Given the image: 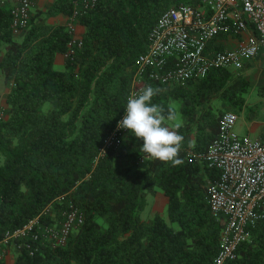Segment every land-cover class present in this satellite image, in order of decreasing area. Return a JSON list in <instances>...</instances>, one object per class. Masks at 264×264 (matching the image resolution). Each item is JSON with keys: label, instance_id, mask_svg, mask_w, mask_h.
<instances>
[{"label": "trees", "instance_id": "trees-1", "mask_svg": "<svg viewBox=\"0 0 264 264\" xmlns=\"http://www.w3.org/2000/svg\"><path fill=\"white\" fill-rule=\"evenodd\" d=\"M181 1L95 0L82 12V0H56L30 17L20 37L12 35L10 10L0 7V77L9 88L0 121V238L52 202L45 224L61 219L67 201L84 215L64 246L42 240L30 255L14 244L12 262L0 264H213L225 224L207 203L217 172L194 155L215 138L223 112L242 109L250 90L242 76L213 69L182 86L151 85L160 89L152 102L183 120L175 129L184 137L182 165L154 161L128 134L94 164L123 112L149 30ZM75 9L82 45L56 70L70 35L48 20ZM158 190L167 220L142 219L147 196ZM250 233L226 264H264V220Z\"/></svg>", "mask_w": 264, "mask_h": 264}, {"label": "built area", "instance_id": "built-area-1", "mask_svg": "<svg viewBox=\"0 0 264 264\" xmlns=\"http://www.w3.org/2000/svg\"><path fill=\"white\" fill-rule=\"evenodd\" d=\"M34 1L15 0L9 9L12 35L19 37L26 30ZM94 3L95 0H82V12ZM79 14L75 9L67 17L70 40L63 54L65 59L82 45L75 22ZM221 35L239 39L238 47L210 50L211 43ZM147 40L146 50L136 58L127 98L148 85L177 87L204 78L213 69L238 70L257 57L264 67V0H182L161 13ZM123 115L124 109L118 121ZM6 118V104L0 101V121ZM237 119L234 112H223L215 138L204 152L194 155L199 163L217 172L216 180L208 184L207 203L213 215L224 217L225 224L213 264L233 261L238 247L249 241L250 230L264 220V132L256 139L240 136L234 130ZM127 134L116 123L98 148L94 164L109 149H117ZM52 203L23 226L4 232L0 238V263L6 261L14 244L32 255L42 240L53 248L67 243L70 234L83 224L84 215L72 201H67L61 219L45 224L43 219L51 216Z\"/></svg>", "mask_w": 264, "mask_h": 264}, {"label": "clouds", "instance_id": "clouds-1", "mask_svg": "<svg viewBox=\"0 0 264 264\" xmlns=\"http://www.w3.org/2000/svg\"><path fill=\"white\" fill-rule=\"evenodd\" d=\"M159 91L148 85L139 93L130 94L117 128L136 138L142 151L154 161L180 166L184 162L179 156L184 137L175 130L179 128L178 123L171 127L166 123L176 119L175 112L169 109L165 113L160 105L152 102Z\"/></svg>", "mask_w": 264, "mask_h": 264}, {"label": "crops", "instance_id": "crops-1", "mask_svg": "<svg viewBox=\"0 0 264 264\" xmlns=\"http://www.w3.org/2000/svg\"><path fill=\"white\" fill-rule=\"evenodd\" d=\"M56 0H35L32 5V11H44L47 7L53 4ZM15 4V0H0V7L10 9ZM33 15V12H32ZM50 24L57 25H66L67 16L57 15L48 20ZM77 31L79 34H83L84 27L77 25ZM239 45V39L236 37L221 35L215 39L209 46L210 50L216 49H234ZM2 54H0V60ZM65 66V57L63 54H56L54 59V67L56 70H63ZM233 73L242 76L249 84L250 90L248 95H251V92H254L257 99H254L253 105L250 106L248 99H246L245 104L242 109L238 112H234L238 119L234 126V130L240 136H248L250 138L256 139L259 138L264 132V67L262 65V59L257 57L255 59L246 61L241 69L234 70L229 69ZM2 82V78H0ZM1 84V83H0ZM8 93V91H7ZM3 92H0V101L5 104V97L2 96ZM252 104V103H251ZM233 112V111H232ZM259 117H261L259 119ZM155 198L160 196V193L153 194ZM166 199V197H165ZM156 201V200H155ZM155 201H152L156 203ZM167 201V199H166ZM148 206V202H147ZM146 206V207H147ZM151 212L149 213V218L153 217L156 212L155 204H151ZM8 258V257H7ZM7 263H11L12 260H6Z\"/></svg>", "mask_w": 264, "mask_h": 264}, {"label": "rangeland", "instance_id": "rangeland-1", "mask_svg": "<svg viewBox=\"0 0 264 264\" xmlns=\"http://www.w3.org/2000/svg\"><path fill=\"white\" fill-rule=\"evenodd\" d=\"M32 12L33 14L36 12L35 10L32 11V8L30 10V13H31V16H32ZM20 37V36H19ZM1 78V77H0ZM0 92L2 91L3 94L2 96H6L7 94V91L9 90V88L4 84L3 80L2 82H0ZM255 92V91H254ZM254 92H251V95H247L246 96V99H248L249 103H250V106L253 105V102L255 101L254 99H257L258 97L256 96V94ZM252 103V104H251ZM215 104H218V103H215ZM218 108L223 111V109H221L220 106H218ZM261 117H259L260 119ZM183 122L180 114L177 112L176 113V119L174 121H166V123L168 124V126H173L174 124L178 123V124H181ZM157 193H160L161 195L158 196L157 198L154 197V195H148L147 196V202H148V206L145 207L144 211L142 212L141 214V217L142 219H147L149 218V213L151 212V204L152 206L155 204L156 206V214L162 216L164 219L167 220V214H166V209H167V201L165 199V196L164 194L158 190ZM156 200V201H155ZM152 201H155L156 203L152 202ZM13 249L12 247L10 248L9 252L7 253V257L6 260H13Z\"/></svg>", "mask_w": 264, "mask_h": 264}]
</instances>
